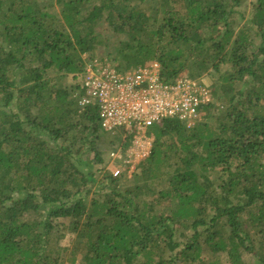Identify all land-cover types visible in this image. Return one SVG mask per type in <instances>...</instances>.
<instances>
[{"label":"trees","instance_id":"obj_1","mask_svg":"<svg viewBox=\"0 0 264 264\" xmlns=\"http://www.w3.org/2000/svg\"><path fill=\"white\" fill-rule=\"evenodd\" d=\"M242 1L0 0V264H65L50 247L60 220L75 234L69 263L264 264V0L245 26ZM100 21L126 40L109 61L118 72L157 62L165 82L188 65L219 78L212 122H162L130 178L96 185L82 158L103 133L97 110L69 99ZM50 69L77 80L73 93L51 88ZM160 177L167 187L151 189Z\"/></svg>","mask_w":264,"mask_h":264},{"label":"built area","instance_id":"obj_2","mask_svg":"<svg viewBox=\"0 0 264 264\" xmlns=\"http://www.w3.org/2000/svg\"><path fill=\"white\" fill-rule=\"evenodd\" d=\"M80 77L81 94L74 99L79 112L97 110L100 129L111 144L104 173L113 178H130L149 157L151 128L165 121L193 128L213 102L212 89L202 79L180 74L165 82L157 62L118 72L106 60L94 59Z\"/></svg>","mask_w":264,"mask_h":264},{"label":"rangeland","instance_id":"obj_3","mask_svg":"<svg viewBox=\"0 0 264 264\" xmlns=\"http://www.w3.org/2000/svg\"><path fill=\"white\" fill-rule=\"evenodd\" d=\"M48 1H50V0H41L40 5H44ZM254 2H255V0H243L242 1V6H241V8H239V11L242 12V15H244V20L241 22V25L245 26L244 24L248 21L247 19L250 18ZM93 29L95 30L96 34L99 36V44L90 53V55L92 57H94V59H96V60H101V61L106 60L107 62H109L110 60L115 58L117 50H119L122 47V45H124L126 40H125V38L114 34L109 29V27L105 23H103V21L96 23L94 25ZM81 56L83 59L87 58L86 55H81ZM116 65H117V63H116ZM227 69H228L227 66H222L220 71H221V73H223L224 70H227ZM181 74H186L189 76L197 75V78L202 79L207 85H209L211 87V89H213V91H214V89H216V86L218 84L219 74L217 72H215L214 70H212L211 68L207 69L206 71H204L200 74L198 72V70L196 68H194L193 65H188V67ZM46 78L49 80L51 88H55V89L62 88V90H65L70 94H71V92L73 93L74 86L76 85V81H77V80H74L73 76H71V75L64 76L63 73H58L53 69H50L47 72ZM72 100H75L73 98V96L69 99V101L71 102ZM55 105H61V103L55 102ZM215 106H219V105L215 102ZM213 118H214V116H213ZM207 121L212 122L210 120H207L206 114L203 112L202 117L200 119V122H198L197 124L205 123ZM71 123L74 125L78 124V119L76 117L74 118V116H73ZM197 124L195 126H197ZM68 137H71V136L68 134ZM68 137H67V140H70V138H68ZM93 142H94L93 143L94 145L90 146V152L86 156H84L82 159L83 160L86 159V161L88 162L87 163L89 165L88 171H90V173L93 175L94 180L96 181V185H97L98 183H100L102 181V177L105 176V174H106V173H104L103 167H104V165H106L107 155H108V152L111 148V144H110V137L108 135H106L105 133H101L99 139L93 140ZM68 144L69 143L67 141L62 142V145H64V146H68ZM81 145L85 149V145L80 144L78 142L75 143L73 149L75 150L78 147H80ZM87 147H88V144H87ZM96 153L98 154V159L100 160L98 162H97V160H95ZM141 164H144V163L142 162ZM139 166H138V168H139ZM85 171H87V169H85ZM220 177H221V173H219L217 171V172L212 174L211 178L216 179V181L218 182L219 181L218 179ZM121 184H123V180H122ZM96 185L91 187V193H94ZM149 185H150V188L155 190V191L156 190H162V189L167 187V180H166V178H163V177L156 178V179H154V181L150 182ZM90 197H91V195L89 196V198ZM59 225L64 227L65 236L58 243L52 242L50 247L53 250H55L56 247H60V248L65 249V252H64L65 261L64 262H65V264H68L70 257H72L71 256V248H72L74 240H75V234L70 231L69 220H60ZM186 233H188V232H186ZM180 240H184V238L181 237ZM242 257H243L245 262H247V263L252 262L250 254L243 252ZM80 258H81V255H78L76 259L82 264V262L80 261ZM211 262H214L217 264H226L227 263L226 257L224 255L213 257V259L210 260V263Z\"/></svg>","mask_w":264,"mask_h":264}]
</instances>
